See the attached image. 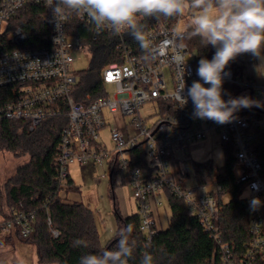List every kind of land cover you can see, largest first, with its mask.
Returning <instances> with one entry per match:
<instances>
[{
	"label": "built area",
	"instance_id": "obj_1",
	"mask_svg": "<svg viewBox=\"0 0 264 264\" xmlns=\"http://www.w3.org/2000/svg\"><path fill=\"white\" fill-rule=\"evenodd\" d=\"M27 3L38 4L43 9L42 22L48 33L41 37L40 46L27 44L22 29H9V20ZM189 17L186 13L179 18L143 20L145 34L151 41L149 49H142L128 35L114 37L107 31L97 35L86 21L74 17L89 27L92 41L108 39L109 44L121 52L119 62L110 63L101 71L103 96L88 103H77L71 97L76 82L71 69L73 54L90 51L87 47H78L71 34L72 25L66 23L61 35L55 31L45 0H0V36L5 35L11 47L0 53V89L10 90L9 99L0 108V119L25 121L33 129L45 119L66 117L68 123L61 132L55 158L61 188L59 196L65 198L71 165L81 169L90 164L101 166L103 160L109 158L107 170L115 167L127 180L140 217L139 232L148 242L156 226L153 207L160 205L156 198L169 193L186 204L202 231L215 242L222 264H257L258 260L264 264V180L260 177L261 165L251 150L259 133H264V117H241L219 125L194 119L190 100L183 107L177 102L175 94L182 67L191 73L186 72L184 76L188 86L199 79L195 51L182 43L186 27L182 28L181 22ZM225 71L231 75L224 84L264 90V83L235 82L232 72L228 68ZM152 101H159L162 106L159 105L158 118L148 126L146 117L139 111L142 105ZM104 111L119 113L123 120L124 117L128 120L121 126L110 124ZM104 128L109 129L112 151L106 150L100 138ZM211 133L216 134L221 143L231 142L234 147L233 179L234 184L244 190L249 232L240 254L223 242L216 225L221 206L207 186L199 185L193 176L176 171L170 162L175 151L201 142ZM138 147L143 150L145 159V165L140 167L134 166L129 153ZM257 198L261 203L253 209L251 202ZM9 215L8 219L0 218V235L17 233L27 238L32 231L33 213L11 210Z\"/></svg>",
	"mask_w": 264,
	"mask_h": 264
},
{
	"label": "trees",
	"instance_id": "obj_2",
	"mask_svg": "<svg viewBox=\"0 0 264 264\" xmlns=\"http://www.w3.org/2000/svg\"><path fill=\"white\" fill-rule=\"evenodd\" d=\"M42 15L43 9L40 5L27 3L9 20V29H22L27 36V44L40 46L41 37L48 33L42 22ZM69 24L72 25L71 34L76 39L78 47H87L92 53L89 68L76 78L71 91V97L75 102L88 103L103 96L101 71L110 63L119 62L121 52L115 50L108 39L92 41L89 27L75 18H72ZM182 43L189 50L195 51L196 69L201 57L211 59L215 51L211 46L203 47L199 37L189 38L187 34ZM10 49L5 35L0 36V53ZM230 65L234 78L233 74H240L241 70L233 62ZM235 88L237 91L224 90L232 97H238L239 92L249 87ZM227 94L224 99L229 98ZM9 95L10 90L0 89V108L7 102ZM236 116L264 117V110L254 107L242 109ZM67 123L68 120L64 116L48 118L30 129L25 121L0 119V151L9 152L15 158H27V161L18 166L14 174L0 187V218L8 219L11 210L33 213L32 231L27 238L23 239L17 233H10L0 235V243L6 244L17 240L30 245L36 254L38 264H79L82 255L113 248L116 243L115 236L102 247L93 211L81 202H65L58 195L61 188L56 174L55 158L61 132ZM222 144L225 151L223 167H214L209 161L195 162L194 177L199 185L216 186V194L210 191L217 204L221 206L216 225L223 242L236 254H240L243 245L249 239L246 201L243 187L234 184L233 144L231 142ZM251 150L261 165L260 177L264 180V133H259V138L253 143ZM129 153L133 157L134 166L145 165L141 148H135ZM109 169V192L117 233L129 224L134 226L132 237L136 239L138 246L129 264H140L145 251L154 256L156 264H222L215 242L202 231L197 218L186 204L169 193L164 194L170 212L167 227L157 229L155 226L154 235L148 242L139 232L138 213L126 217L120 213L114 195L115 178L118 177L121 184H126L127 180L115 167ZM65 191L67 193L78 191L69 177ZM225 197L229 198L228 201H224ZM78 242L82 243L78 246ZM257 264L263 262L258 260Z\"/></svg>",
	"mask_w": 264,
	"mask_h": 264
},
{
	"label": "clouds",
	"instance_id": "obj_3",
	"mask_svg": "<svg viewBox=\"0 0 264 264\" xmlns=\"http://www.w3.org/2000/svg\"><path fill=\"white\" fill-rule=\"evenodd\" d=\"M45 6L51 12L50 23L60 35L75 17L86 21L97 35L105 31L114 37L128 35L142 49L151 46L143 20L179 18L188 13L187 36L199 37L203 47L211 46L215 51L211 59L200 58L196 70L199 79L190 86L184 76L191 73L182 67L177 102L183 107L190 100L194 119L219 125L237 120L236 113L242 109L264 108V102L247 95L232 97L223 88L231 75L226 68L243 54L259 61L254 71L264 77V0H45ZM226 94L228 99H224ZM260 203L253 199V209ZM133 231L134 226L127 225L118 231L113 248L82 255L79 264H129L138 246ZM0 264H8L6 258H0ZM140 264H156L155 258L145 251Z\"/></svg>",
	"mask_w": 264,
	"mask_h": 264
},
{
	"label": "rangeland",
	"instance_id": "obj_4",
	"mask_svg": "<svg viewBox=\"0 0 264 264\" xmlns=\"http://www.w3.org/2000/svg\"><path fill=\"white\" fill-rule=\"evenodd\" d=\"M189 20L190 17L183 19L181 27L185 28ZM73 56L74 63L72 64L71 69L76 78H78L82 72L89 68L92 54L90 52L74 53ZM233 63L235 64V61H233ZM235 66L238 67L236 64ZM228 69L231 70V65L228 66ZM165 73L168 74V71L165 70ZM233 76L235 82L241 80L240 74H233ZM168 86L169 91H171L172 88L169 82ZM235 87H238L236 83L223 84V88L227 91H237ZM250 92L251 90L247 88L239 92L238 96L247 95L251 97ZM252 94L251 98L264 102V90L256 89L252 91ZM159 105L162 106L159 101H152L142 105L139 113L142 117L147 118L148 126L158 118ZM257 109L264 110V108ZM103 114L108 123H115L118 126H121L122 122L125 123V121L128 120L127 117H124L123 120L119 113L108 114L104 111ZM100 138L104 142L106 150L112 151L113 144L109 139L108 128L101 130ZM108 159H104L101 166L98 164L92 166V164H90L81 169L76 165H72L68 168L70 177L78 188L77 192L70 193L77 197L78 202L83 203L93 211L95 227L102 247H104L107 241L115 237L117 234L115 217L112 211V198L109 192V177L106 172ZM175 159L178 160L179 163L187 160L184 161V166H187L188 168L191 166V163L204 161H209L214 167L221 168L225 162L224 146L215 136L210 135L202 142L193 143L183 147L182 152L178 153L177 156H175ZM25 161H27L26 157L15 158L9 152L0 151V187L14 174L16 168ZM100 176H105V178L99 179ZM118 187H116L117 189L115 188V194L117 192V195H115L117 198H115L122 216L126 217L136 213L137 208L131 192L125 186ZM207 189L209 192L212 191L213 194H216V186H208ZM119 193H121L122 199H120L118 195ZM61 195H63V193H61ZM60 198L63 201H68L64 197L60 196ZM156 199L160 202V205H157L160 224L162 228L165 229L170 216L167 199L164 196L157 197ZM228 199V197H225L224 201H228ZM0 258H6L8 264H38L33 248L30 245L17 240L6 244L0 243Z\"/></svg>",
	"mask_w": 264,
	"mask_h": 264
},
{
	"label": "crops",
	"instance_id": "obj_5",
	"mask_svg": "<svg viewBox=\"0 0 264 264\" xmlns=\"http://www.w3.org/2000/svg\"><path fill=\"white\" fill-rule=\"evenodd\" d=\"M234 61H235V64L241 70V73H240L241 80H243L244 82L255 83L257 85L264 83V77L263 78L262 77H259L256 74V72L254 71V65H256V64L259 63V61L257 59L253 58L250 54H243V55H240L239 57H237V59L234 60ZM256 89H258V88L257 87L256 88H253L251 91H254ZM252 95H251V97H252ZM146 120H147V118H146ZM210 135H213V136H215L218 139V137H217L216 134L211 133ZM182 149H179V150L175 151L174 155L171 157V160H170L171 166L176 171H181V172H183L188 177H190L192 175L193 176V179L195 180L194 170H193V163H191V166L188 168L187 166H184V164H185L184 161H187V160H184L183 162H181L182 163V165H181V163H179L178 160L175 159V156H177L178 153L182 152ZM92 166H94V165L92 164ZM106 172H107V176L109 177V171L107 170ZM69 178L71 179L70 174H69ZM104 178H105V176H100L99 177V179H104ZM118 186H125L130 191L127 183L126 184H121L120 180H118V178H115L114 195H117V192L115 194V190L117 189L116 187H118ZM118 195H119L120 199H122L121 193H119ZM65 199L68 200V201L78 202L77 201V197L75 195H72L70 192H68V193L66 192ZM68 201H65V202H68ZM68 203H70V202H68ZM152 206H154V202L153 201H152ZM153 214H154V219H155V223H156L157 229H161L162 226L160 224V220H159V216H158V211H157V206L156 207L155 206L153 207Z\"/></svg>",
	"mask_w": 264,
	"mask_h": 264
}]
</instances>
